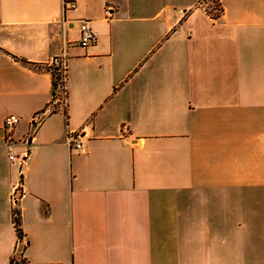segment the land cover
<instances>
[{
  "label": "crops",
  "instance_id": "crops-1",
  "mask_svg": "<svg viewBox=\"0 0 264 264\" xmlns=\"http://www.w3.org/2000/svg\"><path fill=\"white\" fill-rule=\"evenodd\" d=\"M201 1L0 0V264H264V0Z\"/></svg>",
  "mask_w": 264,
  "mask_h": 264
},
{
  "label": "built area",
  "instance_id": "built-area-1",
  "mask_svg": "<svg viewBox=\"0 0 264 264\" xmlns=\"http://www.w3.org/2000/svg\"><path fill=\"white\" fill-rule=\"evenodd\" d=\"M65 6L70 7L72 9L76 8L75 3H70V4L66 3ZM80 30H81V38L78 42V45L80 47L82 48L90 47L97 41L99 34L97 31L93 29L90 21L88 20L82 21ZM49 65L53 72L54 85L57 84V86L55 87L57 91L56 105L59 106L62 112L67 114L68 57L66 55V51L61 56L53 58L50 61ZM20 122L21 119L18 116L9 115L5 119L4 129L8 134L6 140V146L10 150V159L11 160L19 159L21 162H24L28 158V155L25 154L21 157H18V155L13 150L15 144L13 141L12 133L16 128V126L20 124ZM67 142L71 151L76 150L82 155H86L88 153V149L82 143L81 132H68ZM22 196H23V192L20 189L15 190L13 194V202L17 204Z\"/></svg>",
  "mask_w": 264,
  "mask_h": 264
},
{
  "label": "trees",
  "instance_id": "trees-1",
  "mask_svg": "<svg viewBox=\"0 0 264 264\" xmlns=\"http://www.w3.org/2000/svg\"><path fill=\"white\" fill-rule=\"evenodd\" d=\"M216 1H218V0H212L211 1V3H210V6L212 5V4H216ZM205 2V0H203V3ZM218 4V3H217ZM219 5H220V3H219ZM209 6V7H210ZM219 7H221V5L219 6ZM211 8V7H210ZM211 14L213 15V17L215 18V19H219L220 17H221V14H222V12H223V10H222V7H221V13H219V14H216L215 13V11H214V9L213 8H211ZM57 86V84H55L54 85V87H56ZM55 91H56V88H55ZM57 92V91H56ZM57 99V98H56ZM15 223H16V228H17V233H18V236L20 237V238H22L23 237V231H22V229H21V218H20V214H19V212L18 211H16L15 212Z\"/></svg>",
  "mask_w": 264,
  "mask_h": 264
},
{
  "label": "rangeland",
  "instance_id": "rangeland-1",
  "mask_svg": "<svg viewBox=\"0 0 264 264\" xmlns=\"http://www.w3.org/2000/svg\"><path fill=\"white\" fill-rule=\"evenodd\" d=\"M201 3H203V2H201ZM218 3V4H217ZM204 4V3H203ZM220 5H219V1H216V4H212L210 7L211 8H213L214 9V11H215V13L216 14H219V13H221V7H219ZM209 7V8H210ZM210 8V9H211ZM66 55H67V57H68V52L66 51Z\"/></svg>",
  "mask_w": 264,
  "mask_h": 264
}]
</instances>
